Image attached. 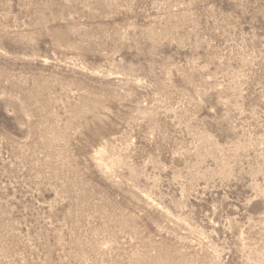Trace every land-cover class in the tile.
<instances>
[{
  "label": "rangeland",
  "instance_id": "obj_1",
  "mask_svg": "<svg viewBox=\"0 0 264 264\" xmlns=\"http://www.w3.org/2000/svg\"><path fill=\"white\" fill-rule=\"evenodd\" d=\"M0 264H264V0H0Z\"/></svg>",
  "mask_w": 264,
  "mask_h": 264
}]
</instances>
